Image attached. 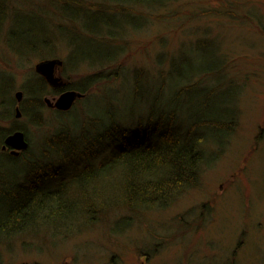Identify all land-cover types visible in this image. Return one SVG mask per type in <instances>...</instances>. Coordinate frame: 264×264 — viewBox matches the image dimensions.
I'll return each instance as SVG.
<instances>
[{"label":"trees","instance_id":"1","mask_svg":"<svg viewBox=\"0 0 264 264\" xmlns=\"http://www.w3.org/2000/svg\"><path fill=\"white\" fill-rule=\"evenodd\" d=\"M176 1L0 0V46L22 62L63 52L67 80L54 87L31 73L19 102L14 74L0 67V117L11 121L0 126V247L63 241L110 222L124 231L135 216L166 209L197 187L228 147L239 92L225 55L216 46L207 54L212 39L191 44L194 57L161 54L155 71L136 67L127 95L109 85L124 72L129 32ZM65 89L84 96L67 111L55 109L56 130L33 140L15 106L40 125L44 97ZM15 130L28 141L18 154L3 149Z\"/></svg>","mask_w":264,"mask_h":264},{"label":"rangeland","instance_id":"2","mask_svg":"<svg viewBox=\"0 0 264 264\" xmlns=\"http://www.w3.org/2000/svg\"><path fill=\"white\" fill-rule=\"evenodd\" d=\"M149 16L148 23L127 35L124 72L109 85L118 96L127 95V78L136 67L155 71L161 54L183 51L194 57L191 44L212 39L207 54L216 46L225 55L226 72L239 92V122L228 147L205 169L197 187L166 209L135 216L124 231H115L119 225L110 222L63 241L26 238L0 247V264H264V0H177ZM0 54V67L15 76L16 96L43 59L22 62L2 45ZM62 66L56 75L67 83ZM103 84L94 89L100 91ZM43 112L40 125L17 116L33 140L40 132H54L60 122L49 105ZM3 115L0 126L9 127Z\"/></svg>","mask_w":264,"mask_h":264},{"label":"water","instance_id":"3","mask_svg":"<svg viewBox=\"0 0 264 264\" xmlns=\"http://www.w3.org/2000/svg\"><path fill=\"white\" fill-rule=\"evenodd\" d=\"M63 65V60L59 58L43 60L36 65V71L40 73L52 86L58 87L64 83L61 76H57V66ZM23 96L21 90L16 92L17 100L20 102ZM84 93L68 89L63 91L59 96L50 99L46 97L45 100L51 107H56L62 110H68L72 107L75 101L83 97ZM17 116L21 115L19 107L16 108ZM7 146H11L13 150L11 152L17 154L19 151L17 149H25L28 147V141L26 139L25 133L22 130H15L13 133L9 134L5 139V144L3 149Z\"/></svg>","mask_w":264,"mask_h":264},{"label":"bare ground","instance_id":"4","mask_svg":"<svg viewBox=\"0 0 264 264\" xmlns=\"http://www.w3.org/2000/svg\"><path fill=\"white\" fill-rule=\"evenodd\" d=\"M64 91H65V90H64ZM44 98H46V97H44ZM50 99H53V98H50ZM45 102H46V100H45ZM46 104L48 105L47 102H46ZM74 104H75V103H74ZM74 104H73V105H74ZM73 105H72V106H73ZM50 107H51V106H50ZM51 108L57 109V110H59V111H67V110L58 109V108H56V107H51ZM68 110H69V109H68ZM7 147H9V146H7ZM7 147H6V148H7ZM13 149H15V148H13ZM13 149H12V147L10 146V151L13 150ZM17 150L19 151L18 153H20L21 150H20V149H17ZM22 150H23V149H22ZM11 153H12V152H11ZM18 153H17V154H18ZM14 154H15V153H14ZM53 183H54V182H53ZM56 184H58V183L56 182ZM51 185H53V184L51 183Z\"/></svg>","mask_w":264,"mask_h":264}]
</instances>
